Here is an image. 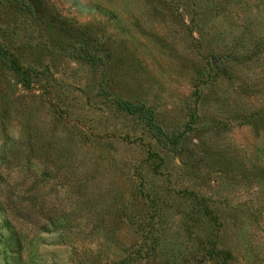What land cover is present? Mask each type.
<instances>
[{"label": "rangeland", "instance_id": "1", "mask_svg": "<svg viewBox=\"0 0 264 264\" xmlns=\"http://www.w3.org/2000/svg\"><path fill=\"white\" fill-rule=\"evenodd\" d=\"M0 264H264V0H0Z\"/></svg>", "mask_w": 264, "mask_h": 264}, {"label": "trees", "instance_id": "2", "mask_svg": "<svg viewBox=\"0 0 264 264\" xmlns=\"http://www.w3.org/2000/svg\"><path fill=\"white\" fill-rule=\"evenodd\" d=\"M211 57H212V59H213V58H214V55L211 56ZM8 58H9V62H10V63H9L10 67H11L13 70L18 71V70H19V66H18V63H17L16 59L13 58L12 56H8ZM213 61H214V60L211 61V58L208 59V62H209V64H211V66H212ZM213 68H214V71L211 73V75H210V71L207 72V76H208V78H209V77L212 78V75H217V74H219V72H224L223 69L220 70V69L217 68V66H215V67H213Z\"/></svg>", "mask_w": 264, "mask_h": 264}]
</instances>
